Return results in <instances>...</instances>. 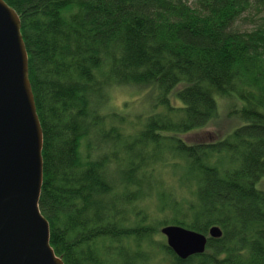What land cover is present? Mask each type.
I'll list each match as a JSON object with an SVG mask.
<instances>
[{"label":"trees","instance_id":"1","mask_svg":"<svg viewBox=\"0 0 264 264\" xmlns=\"http://www.w3.org/2000/svg\"><path fill=\"white\" fill-rule=\"evenodd\" d=\"M4 1L21 23L39 209L63 263L264 264V0ZM251 7L257 22L238 29ZM118 87L146 90L149 105L115 110ZM216 96L236 100L237 125L187 142L216 121ZM166 225L222 234L180 259Z\"/></svg>","mask_w":264,"mask_h":264},{"label":"water","instance_id":"2","mask_svg":"<svg viewBox=\"0 0 264 264\" xmlns=\"http://www.w3.org/2000/svg\"><path fill=\"white\" fill-rule=\"evenodd\" d=\"M43 133L28 76V55L14 8L0 0V264H64L39 209ZM180 259L205 251L208 235L180 225L161 228Z\"/></svg>","mask_w":264,"mask_h":264},{"label":"rangeland","instance_id":"3","mask_svg":"<svg viewBox=\"0 0 264 264\" xmlns=\"http://www.w3.org/2000/svg\"><path fill=\"white\" fill-rule=\"evenodd\" d=\"M260 13L261 12H258L254 7L248 8V10L245 11L236 21L235 26L240 30L251 29L257 22ZM147 93L148 92H146V90H140L131 87L114 88L110 96V105L115 110L122 109L124 111L134 110L135 112H142L144 111L143 108L149 105V98ZM216 101L219 108L216 121L214 123H211V125L209 126L198 128L184 134L183 138L187 142L193 143L198 141H212L217 138L218 133L223 136L237 125L238 122L236 119H234L235 117L229 114L231 106H236V100L231 99V97L228 96H218L216 97ZM155 174L159 175V177L163 179H165L168 175H172L171 170L167 168H160L155 172ZM256 187L258 189L264 190V176L256 182Z\"/></svg>","mask_w":264,"mask_h":264},{"label":"bare ground","instance_id":"4","mask_svg":"<svg viewBox=\"0 0 264 264\" xmlns=\"http://www.w3.org/2000/svg\"><path fill=\"white\" fill-rule=\"evenodd\" d=\"M192 1V0H189V2ZM217 97V96H216Z\"/></svg>","mask_w":264,"mask_h":264}]
</instances>
